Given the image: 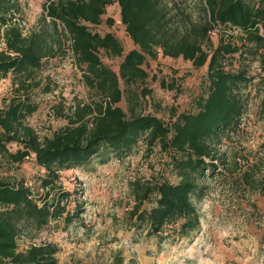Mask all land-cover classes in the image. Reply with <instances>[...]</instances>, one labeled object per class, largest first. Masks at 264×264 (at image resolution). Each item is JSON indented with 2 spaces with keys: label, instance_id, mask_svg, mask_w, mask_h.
<instances>
[{
  "label": "trees",
  "instance_id": "obj_1",
  "mask_svg": "<svg viewBox=\"0 0 264 264\" xmlns=\"http://www.w3.org/2000/svg\"><path fill=\"white\" fill-rule=\"evenodd\" d=\"M174 2L47 0L45 24L25 35L18 22L23 11L19 0H0L4 45L0 47V81L13 76L12 97L0 108V156L13 165L34 157L45 169L39 192L21 180L0 178V264H58V245L33 243L20 250L19 240L41 232L53 221L70 226L81 217L84 206L72 199L76 191L65 189L61 173L87 166L105 147L123 157L144 141L170 157L177 181L161 179L138 188L130 212L135 228L145 227L148 237L172 245L191 240L200 230L197 202L206 195V181L222 174L219 165L230 164L222 148L248 112L245 90L249 85L256 90L264 117V0H202L196 16L187 9L173 8ZM115 4L137 47L126 55L115 36H101L90 28L100 25L108 7ZM59 23L71 38L77 63L84 67L83 78L92 99L62 114L68 124L41 138L28 124V118L38 111L34 95L40 83L34 74L44 59L58 56L62 47ZM108 24L112 26L114 20L110 18ZM218 27L224 31L215 45ZM228 29L238 34H230ZM102 50L123 57L119 74L103 64ZM160 52L164 57L190 61L196 68L208 65L206 91L195 101V111L175 112V120L169 124L138 110L151 94L147 88L140 89L149 78L144 65L148 58L156 60ZM233 60L237 68L230 64ZM255 62L262 73L251 76L249 67ZM161 84L178 89L164 81ZM124 98L128 112L119 106ZM11 144L18 146L15 152L9 148ZM263 185L264 179L261 189ZM150 200L153 206L143 208Z\"/></svg>",
  "mask_w": 264,
  "mask_h": 264
},
{
  "label": "rangeland",
  "instance_id": "obj_2",
  "mask_svg": "<svg viewBox=\"0 0 264 264\" xmlns=\"http://www.w3.org/2000/svg\"><path fill=\"white\" fill-rule=\"evenodd\" d=\"M19 2L23 11L18 18L31 31L45 24L47 0ZM201 2L175 0L173 8L187 9L196 16ZM120 12L118 4L108 7L103 22L90 28L101 36H115L126 55L137 47L126 32ZM110 18L114 20L112 26L108 24ZM58 28L62 45L58 56L44 59L34 74L40 83L34 95L38 111L28 118V124L41 138L51 136L68 124L62 114H69L79 103L92 99L83 78L84 67L79 66L72 52L71 38L60 23ZM223 31L217 28L213 38L215 45ZM227 31L238 34L232 29ZM0 47H4L2 31ZM99 56L104 65L119 74L123 57L111 56L103 50ZM230 64L238 67L235 60ZM144 69L149 78L140 89L147 88L151 94L142 100L140 112L154 114L169 124L175 120V112L195 111V101L206 91L208 65L196 68L190 61L164 57L160 52L156 60L147 59ZM249 69L251 76L262 73L257 62L250 64ZM162 81L178 89L162 87ZM120 85L125 89L122 80ZM12 94L13 76L9 75L0 81V108ZM245 94L249 96L248 112L240 129L224 141L222 148L230 164L228 167L219 165L222 174L206 181V195L197 202L201 227L194 238L175 245L159 244L157 238L146 235L145 227L137 229L132 225L130 212L141 185L161 179L177 181L168 153L141 141L126 156L118 157L105 147L87 166L62 172L63 186L70 192L76 191L72 199L83 204L84 213L70 226L61 220L53 221L39 233L22 236L20 250H26L33 243L56 244L60 248L58 264H115L119 261L122 264H264V185L260 188L264 179V117L253 85L246 88ZM119 106L129 111L125 98ZM9 148L15 152L18 146L11 144ZM44 175L45 169L34 157L22 165H13L0 156L1 179L21 180L39 192V180ZM74 201L71 211L75 208ZM153 204L150 200L143 208L150 209Z\"/></svg>",
  "mask_w": 264,
  "mask_h": 264
},
{
  "label": "built area",
  "instance_id": "obj_3",
  "mask_svg": "<svg viewBox=\"0 0 264 264\" xmlns=\"http://www.w3.org/2000/svg\"><path fill=\"white\" fill-rule=\"evenodd\" d=\"M48 20L50 21V19L48 18ZM20 23V26L23 28L25 35L29 34L31 32V30L29 29V27L26 26L25 22H21L18 21Z\"/></svg>",
  "mask_w": 264,
  "mask_h": 264
}]
</instances>
